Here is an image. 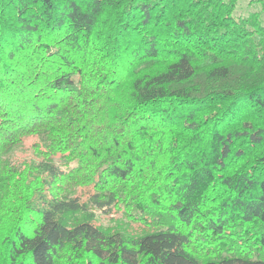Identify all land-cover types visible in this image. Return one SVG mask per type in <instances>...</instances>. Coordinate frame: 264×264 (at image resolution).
Instances as JSON below:
<instances>
[{
    "label": "trees",
    "instance_id": "16d2710c",
    "mask_svg": "<svg viewBox=\"0 0 264 264\" xmlns=\"http://www.w3.org/2000/svg\"><path fill=\"white\" fill-rule=\"evenodd\" d=\"M237 5L0 0V264H264V24Z\"/></svg>",
    "mask_w": 264,
    "mask_h": 264
},
{
    "label": "rangeland",
    "instance_id": "374dc122",
    "mask_svg": "<svg viewBox=\"0 0 264 264\" xmlns=\"http://www.w3.org/2000/svg\"><path fill=\"white\" fill-rule=\"evenodd\" d=\"M254 13H258L260 15V19L264 24V8L261 0H238V5L235 10L236 15L246 17ZM95 212L98 224L110 227H124L127 228L130 232H133L135 230L133 226H131L121 215H116L113 218L102 213L98 209H95Z\"/></svg>",
    "mask_w": 264,
    "mask_h": 264
}]
</instances>
